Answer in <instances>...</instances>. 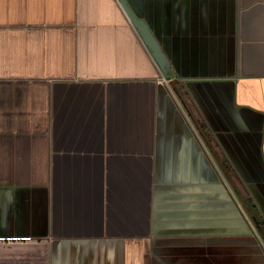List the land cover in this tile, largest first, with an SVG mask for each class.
<instances>
[{"label":"crops","instance_id":"obj_1","mask_svg":"<svg viewBox=\"0 0 264 264\" xmlns=\"http://www.w3.org/2000/svg\"><path fill=\"white\" fill-rule=\"evenodd\" d=\"M0 0V264H264V0Z\"/></svg>","mask_w":264,"mask_h":264},{"label":"water","instance_id":"obj_2","mask_svg":"<svg viewBox=\"0 0 264 264\" xmlns=\"http://www.w3.org/2000/svg\"><path fill=\"white\" fill-rule=\"evenodd\" d=\"M120 7L122 8L124 14L126 15L127 19L134 27L136 32L138 33L140 39L142 40L143 44L148 49L150 55L155 60L162 76L166 79H169L172 76V69L166 59L165 54L163 53L162 49L159 46V43L155 36L152 34L150 28L148 27L147 23L140 17H137L133 10L131 9L130 5L128 4L127 0H117ZM240 201L249 214L251 221L257 230L258 234L264 241V230L261 226L260 221L256 217V215L251 211V209L247 206L245 200L240 197Z\"/></svg>","mask_w":264,"mask_h":264},{"label":"trees","instance_id":"obj_3","mask_svg":"<svg viewBox=\"0 0 264 264\" xmlns=\"http://www.w3.org/2000/svg\"><path fill=\"white\" fill-rule=\"evenodd\" d=\"M260 223H261V226H262V228H263V230H264V223H262L261 221H260Z\"/></svg>","mask_w":264,"mask_h":264}]
</instances>
